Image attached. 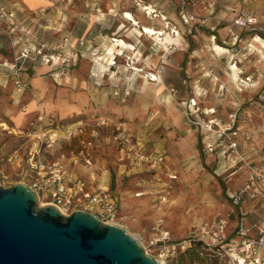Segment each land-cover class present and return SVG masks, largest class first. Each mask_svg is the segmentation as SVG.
Segmentation results:
<instances>
[{
    "label": "rangeland",
    "instance_id": "obj_1",
    "mask_svg": "<svg viewBox=\"0 0 264 264\" xmlns=\"http://www.w3.org/2000/svg\"><path fill=\"white\" fill-rule=\"evenodd\" d=\"M7 7L14 23L9 32L11 25L0 22V186L14 182L32 186L35 175L28 156L38 144L41 150L34 158L52 162L62 153L63 161H69L75 140L62 139L50 147L42 140L35 142L32 129L47 127L48 117L59 127L77 119L122 120L137 148L143 153H161L164 160L157 168L136 164L125 147L121 150L116 145L110 128L100 131L92 152L95 184L100 180L116 196L115 220L148 253L163 259V264H213L199 247L172 254L167 246L237 208L230 203L227 190L238 183L218 175L220 159L205 151L207 134L194 121L217 117L224 124L235 113L242 131L258 130L264 115V56L256 52L260 43L254 39L258 35L264 40V0H54L51 6L28 9L26 14ZM124 11L140 24L162 29V42L165 34L172 40L162 43L158 39L157 43L155 35L152 39L137 37L133 25L121 17ZM246 13L261 29L235 23ZM121 22L125 27L117 30ZM112 37L133 43L139 53L134 57L126 50L115 55V63L103 76L95 57H103ZM213 41L230 51L242 71L244 81L234 88L224 73L230 57L216 58L210 50ZM41 43L45 52L55 56L69 52L77 56L68 66H61L56 57L46 62L36 53ZM3 61L20 68L21 90ZM149 73L160 78L152 81L154 87L163 85L172 95L168 106L142 88V76ZM32 78L37 79L35 86L30 83ZM192 96L197 105L190 109ZM143 101L148 102L146 109ZM29 103L34 104L29 107ZM210 108L214 111L207 114ZM39 115L46 121L38 122ZM14 151L19 160L9 159ZM79 174L87 177L88 172L80 169ZM36 191L39 206L50 201ZM248 211L251 218L259 215L252 214L251 207ZM161 235L167 238L158 240Z\"/></svg>",
    "mask_w": 264,
    "mask_h": 264
},
{
    "label": "built area",
    "instance_id": "obj_2",
    "mask_svg": "<svg viewBox=\"0 0 264 264\" xmlns=\"http://www.w3.org/2000/svg\"><path fill=\"white\" fill-rule=\"evenodd\" d=\"M13 17V12L7 5L0 3V22L4 21L11 25L9 32L12 31ZM183 18L188 22L187 17ZM235 23L261 29V26H256V19L248 13L238 17ZM21 29L25 30L24 27ZM45 47V44H39L36 53L46 62L56 57L61 66H68L77 56V53L73 52L58 53L55 56L45 52ZM21 56H25L23 52ZM2 64L8 66L17 90H21L24 83L18 73L20 68L16 63L8 64L3 61ZM261 100L264 103V91ZM188 105L190 109L197 105L195 97L189 99ZM42 120L46 121L39 115L37 121ZM47 121L48 126L44 129L37 131L32 129L36 132L34 133L36 144L42 140L46 147H50L59 140L73 139L77 146L69 149L67 163L63 161L62 153L56 161L43 162L34 158L41 150L38 144V149L30 152L28 156L29 168L35 175V181L29 186L35 191H42L50 198L48 203L55 205L64 214H69L74 209H84L95 213L104 221L113 222L117 218L116 196L107 186H103L100 180L95 184L96 168L92 152L99 143L100 131L103 128L112 130L114 142L119 149L123 150L125 147L130 152L132 162L150 168H157L163 163L164 157L161 153H143L137 148V143L131 142L130 129L122 120L110 117L77 119L68 122L73 123L72 125L65 123L60 127L53 123L51 117H48ZM194 123L207 134L204 142L205 151L215 155L217 160L220 159L218 175L232 180L234 184L238 183V186L227 190L230 203L237 208L219 216L213 222L195 227L184 239L170 243L167 251L175 254L194 243H199L214 256L216 264H264V145L259 150L252 151L258 152L259 158L251 157L240 149L235 138H239L243 131L237 125L235 113L229 114L228 121L224 124H221L217 117L208 118L202 123L198 121ZM259 130L264 133V115L260 119ZM44 137L46 138L43 140ZM19 158L17 151L9 157L15 161ZM80 169L88 172L87 177L79 174ZM250 207L252 214L259 215L251 218L248 211ZM232 220L236 221L234 225L231 224ZM245 221H248V224ZM165 236L161 235L158 240L166 239Z\"/></svg>",
    "mask_w": 264,
    "mask_h": 264
},
{
    "label": "water",
    "instance_id": "obj_3",
    "mask_svg": "<svg viewBox=\"0 0 264 264\" xmlns=\"http://www.w3.org/2000/svg\"><path fill=\"white\" fill-rule=\"evenodd\" d=\"M0 264H160L118 223L62 213L24 182L0 186Z\"/></svg>",
    "mask_w": 264,
    "mask_h": 264
},
{
    "label": "bare ground",
    "instance_id": "obj_4",
    "mask_svg": "<svg viewBox=\"0 0 264 264\" xmlns=\"http://www.w3.org/2000/svg\"><path fill=\"white\" fill-rule=\"evenodd\" d=\"M145 9H149L148 6L144 7ZM121 17L126 21L133 25L132 30L136 33L137 37L146 36L150 39H152V36H154V39L157 41L158 39L163 40L162 37H159L160 35H163L164 31L162 29H156L153 26L147 25V24H140V20L132 15L129 11H124V13L121 15ZM151 18L148 16V19ZM125 27L124 23L122 22L119 26V29H122ZM112 41L111 45H108L106 48V52L103 55V57H95V61L97 62L98 68L103 73L102 75L105 76L106 71L109 70L110 65H113L115 63V55H121L126 50H131L135 56H138L139 52H136V47L133 45V43H129L126 40H124L121 37H112L110 38ZM172 38L169 34H165L164 41L162 43L171 41ZM212 40V39H211ZM255 41H259L260 45L258 48H256V52L259 54V56L262 58L264 56L263 54V48H264V40L261 39L258 35L255 36ZM155 41V42H156ZM157 43H159L157 41ZM210 50L212 51L213 55L217 57H230V61L226 66V71L224 72L225 75L229 76V84L234 88L238 83L241 81L243 82L244 79L240 76L241 70L239 69V66L236 62L233 60V55L230 53V51L220 44H217L215 41H213L212 46L210 47ZM135 51V52H134ZM103 59V60H102ZM139 59V58H137ZM132 69H139L138 67L132 66ZM143 81H142V88L147 89L148 96H155V99L165 105H169L172 101V95L170 92L166 90V87L163 85H157L154 87V83L152 81L158 80L160 81V78L158 75L154 73H149V76L143 75ZM213 79H217L216 76H213ZM161 83V82H160ZM199 94L198 92L196 93ZM143 107L146 109L148 106L147 101H143ZM214 109L210 108L206 111L213 112ZM1 125L4 129H7L8 126L5 122H2ZM43 203H41L42 205ZM114 223H118L116 220L113 221ZM147 252V251H146ZM160 264H163V259H157Z\"/></svg>",
    "mask_w": 264,
    "mask_h": 264
},
{
    "label": "crops",
    "instance_id": "obj_5",
    "mask_svg": "<svg viewBox=\"0 0 264 264\" xmlns=\"http://www.w3.org/2000/svg\"><path fill=\"white\" fill-rule=\"evenodd\" d=\"M53 1L54 0H0V3H3L8 6L10 5L12 6V8L14 7L17 10L18 14H26L28 9L34 10V9H38L41 7L42 8L49 7L51 6V4H53ZM21 16H24V15H21ZM117 30H120L119 27ZM36 81L37 79L35 78L31 79L30 83L32 84V86H35L34 82ZM32 104L34 103H29L27 106L30 107ZM26 112H29V111H26ZM18 118H20V116ZM239 127H240V124H239ZM238 142H239L240 149L243 150L247 155H250L251 157L259 158L260 154L258 152L253 153L252 151L254 149L259 150L260 147L264 145V133L260 131L259 128L258 130L246 129L240 135ZM78 172H80V170H78Z\"/></svg>",
    "mask_w": 264,
    "mask_h": 264
},
{
    "label": "trees",
    "instance_id": "obj_6",
    "mask_svg": "<svg viewBox=\"0 0 264 264\" xmlns=\"http://www.w3.org/2000/svg\"><path fill=\"white\" fill-rule=\"evenodd\" d=\"M201 248L204 252H205V256L207 259H209V261H211L213 264H216V261L214 259V256L211 255V253H209V251H207L204 247H202L199 243H194L192 244L190 247L186 248L184 251L182 252H188L189 250H195L196 248Z\"/></svg>",
    "mask_w": 264,
    "mask_h": 264
}]
</instances>
